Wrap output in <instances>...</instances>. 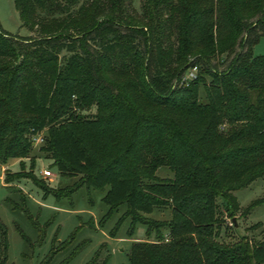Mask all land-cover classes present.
<instances>
[{
    "label": "trees",
    "instance_id": "trees-1",
    "mask_svg": "<svg viewBox=\"0 0 264 264\" xmlns=\"http://www.w3.org/2000/svg\"><path fill=\"white\" fill-rule=\"evenodd\" d=\"M15 2L32 34L0 23V166L35 164L42 134L45 157L79 179L58 189L31 172L7 180L32 176L58 198L105 190L102 222L126 204L116 231L127 218L130 235L147 226L131 264H264V240L222 239L264 201L243 209L234 193L264 176V54L253 52L264 0ZM164 209L169 219L150 216ZM107 262L101 248L87 264Z\"/></svg>",
    "mask_w": 264,
    "mask_h": 264
},
{
    "label": "rangeland",
    "instance_id": "rangeland-1",
    "mask_svg": "<svg viewBox=\"0 0 264 264\" xmlns=\"http://www.w3.org/2000/svg\"><path fill=\"white\" fill-rule=\"evenodd\" d=\"M143 0H134L141 9ZM0 23L2 27L22 36L32 32L22 24L15 0H0ZM255 55L264 54V36L254 45ZM97 106L84 110L95 114ZM43 140L34 142L32 157L11 159L0 166V264H87L98 250L103 248L107 264H131L129 252L134 242L145 240L147 226L138 224L134 234H129L131 220L125 219L117 229L127 205H120L104 222L102 218L109 206L103 200L105 190L81 186L74 192L58 198L46 190L32 176L21 175L10 181L7 173H32L34 177L52 188L72 187L79 176L62 175L54 160L45 157L40 149ZM50 170L51 175L45 174ZM161 178H174L169 166L159 167ZM12 177V175H11ZM240 206L248 208L254 201L264 198V176L236 190ZM223 203V199H220ZM151 217L164 220L171 217V210H156ZM237 224L232 232L224 230L222 239L248 236L254 241L264 240V201L253 206L247 216L238 213ZM229 225L232 218L227 217ZM257 223L259 226L254 227ZM6 230L8 248L4 249L2 226ZM254 227V228H253ZM155 239L154 236L151 238Z\"/></svg>",
    "mask_w": 264,
    "mask_h": 264
},
{
    "label": "built area",
    "instance_id": "built-area-1",
    "mask_svg": "<svg viewBox=\"0 0 264 264\" xmlns=\"http://www.w3.org/2000/svg\"><path fill=\"white\" fill-rule=\"evenodd\" d=\"M195 77H196V68H193V69H190V70L187 72V75L185 76L184 80L188 81L189 79H193V78H195ZM41 140H43V136H42V134H40V135H38V136H36V137L34 138V142H35V143L38 142V141H41ZM44 172H45V174H47V175H51V174H52V172H51L50 170H45Z\"/></svg>",
    "mask_w": 264,
    "mask_h": 264
},
{
    "label": "water",
    "instance_id": "water-1",
    "mask_svg": "<svg viewBox=\"0 0 264 264\" xmlns=\"http://www.w3.org/2000/svg\"><path fill=\"white\" fill-rule=\"evenodd\" d=\"M233 220H234L235 224H237V220H236V217H234V218H233Z\"/></svg>",
    "mask_w": 264,
    "mask_h": 264
}]
</instances>
